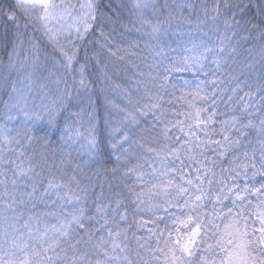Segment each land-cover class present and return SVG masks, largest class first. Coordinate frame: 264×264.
Returning a JSON list of instances; mask_svg holds the SVG:
<instances>
[{"label": "snow or ice", "instance_id": "6c2138e0", "mask_svg": "<svg viewBox=\"0 0 264 264\" xmlns=\"http://www.w3.org/2000/svg\"><path fill=\"white\" fill-rule=\"evenodd\" d=\"M0 49V264H264V0H0Z\"/></svg>", "mask_w": 264, "mask_h": 264}, {"label": "trees", "instance_id": "16d2710c", "mask_svg": "<svg viewBox=\"0 0 264 264\" xmlns=\"http://www.w3.org/2000/svg\"><path fill=\"white\" fill-rule=\"evenodd\" d=\"M8 51H10V49ZM0 61L5 62V63L7 62V53L4 49H0ZM185 74H190L191 76H194V74L191 72L176 73L175 76L179 77L182 75L184 76ZM100 116L101 117L103 116V108L102 107L100 108Z\"/></svg>", "mask_w": 264, "mask_h": 264}, {"label": "rangeland", "instance_id": "374dc122", "mask_svg": "<svg viewBox=\"0 0 264 264\" xmlns=\"http://www.w3.org/2000/svg\"><path fill=\"white\" fill-rule=\"evenodd\" d=\"M181 82H182V80H184V79H188V80H195V76H191L190 74H185L184 76L182 75V76H179V77H177Z\"/></svg>", "mask_w": 264, "mask_h": 264}]
</instances>
